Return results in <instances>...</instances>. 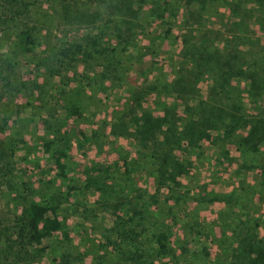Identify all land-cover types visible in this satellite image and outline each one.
Masks as SVG:
<instances>
[{"label": "trees", "instance_id": "16d2710c", "mask_svg": "<svg viewBox=\"0 0 264 264\" xmlns=\"http://www.w3.org/2000/svg\"><path fill=\"white\" fill-rule=\"evenodd\" d=\"M35 1L0 0V37L6 36L19 54L35 55L39 52L42 41L35 24H30ZM53 1L58 5L60 20L72 27L71 34L64 30L63 41L47 44L45 50L55 65L53 74L61 79L63 64L66 71L84 64L108 69L114 62V55L126 49L136 30L134 20L142 10L144 18L151 19L149 22L154 21L161 27L154 36L156 39L170 36L172 20L178 13L184 12V25L190 28L194 40L191 49L182 48L185 51L184 62L173 72L169 81L144 85V96L163 87L165 95L173 94L181 100L180 105L173 108L165 104L161 110L144 108L139 118L130 121L131 127L122 124L121 128L125 126L124 129L115 134L142 146L146 159L150 160L149 167L155 172L156 187L147 203H144V210L124 199L101 201L111 219V224L101 233L104 242L98 243L102 250L98 257L102 262L264 264V216L260 217L259 213L255 215L258 210L264 213V0ZM97 19L105 24V28L99 27L100 35L78 33V27L97 26ZM105 30L111 34L107 40H103ZM10 59L8 54L0 53V83L8 80L6 75L11 66ZM134 63L131 62L129 66ZM117 77L120 78L119 74ZM202 81L208 82L205 93L197 86ZM63 111L67 119L81 118L83 115L75 102L64 105ZM156 111L161 114L155 115ZM44 125L55 137L66 121L54 130V124L47 119H44ZM112 129L115 132L119 130L117 126ZM64 131L75 134L68 127ZM78 132L87 139L84 131L79 129ZM58 141L47 136L40 146L42 152L47 154L46 161L55 174L65 178L67 153ZM201 141L218 151L210 164L212 167L226 162L233 167L230 168L232 177H241L244 169L246 172L257 170L259 183V187L255 183L246 184L248 190L243 198H239L242 193L235 188L222 198L219 234L205 233L207 242L202 247L204 261L196 257L198 251L186 247L185 241L172 238V228L177 223L182 226L180 217L175 220L178 214L177 210L173 214L174 205H169L171 221L165 220L158 211H150L153 210L151 205L157 207L163 194L162 187L170 192L164 197L170 196L172 203L178 205L180 196L171 195L174 194L173 189L176 191L179 187L176 185H180L178 176L186 175L188 168L174 151L197 149L200 154ZM226 144L234 146L235 154L229 157L223 155ZM129 161L130 154L118 155L112 162L87 161L79 170L81 184L77 189L84 194L98 195L101 199L109 191L115 172L128 165ZM186 163L191 164L189 161ZM187 189V192L192 191L191 187ZM215 198H210V202ZM197 199L198 203L204 200ZM187 217L188 212L185 211L184 218ZM18 219L17 234L23 246L39 244L57 234L69 239L68 231L63 228L54 206L42 198H33L24 203ZM184 224L189 222L184 221ZM208 249H212L213 253ZM56 264H72V261L69 257L60 258Z\"/></svg>", "mask_w": 264, "mask_h": 264}, {"label": "rangeland", "instance_id": "374dc122", "mask_svg": "<svg viewBox=\"0 0 264 264\" xmlns=\"http://www.w3.org/2000/svg\"><path fill=\"white\" fill-rule=\"evenodd\" d=\"M57 6L53 0H36L33 5L30 24H35L43 42H40L39 52L35 55L19 54L6 36L0 37V53L11 58L6 75L8 80L0 83V264H56L60 258L67 257L72 264H107L98 257L102 254L98 243L104 242L101 233L111 224L101 201L124 199L144 210V203L156 187L155 172L149 167L150 160L146 159L142 146L115 134L124 129L122 124L131 127L130 121L139 118L144 108L161 110L165 104L177 108L181 103L173 94L165 95L163 87L144 96V85L169 81L184 62L185 51L182 48H192L194 40L190 28L184 25V12L172 20L170 36L156 39L154 36L161 27L144 18L142 10L134 20L136 30L126 49L114 55V62L108 69L84 64L66 71L63 64L61 79L53 74L55 65L45 51L47 44L54 45L64 40V30L71 34L72 27L60 20ZM96 21L97 26L78 27V33L100 35L99 27L105 28V24L101 20ZM109 36L111 34L105 30L103 40ZM111 41L114 42L112 37ZM133 61L136 63L129 66ZM207 83L196 84L205 93ZM69 102L80 106L81 118H66L63 106ZM154 114L161 113L156 111ZM44 119L54 124L53 130L61 122L66 121V125L52 137V131L49 133L44 127ZM114 126L119 130L115 132ZM65 127L74 130L76 135L65 132ZM79 129L84 131L86 140ZM47 136L56 138L59 145L65 147V178L55 174L46 161L47 154L42 152L40 142ZM200 145V154L197 149L174 151L188 168L186 175L178 176L180 185H176L179 187L176 191L173 189L174 194L171 195L180 196L178 205L172 203L170 196L164 197L170 192L162 187L159 203L157 207L151 205L153 210L150 211H158L165 220L171 221L169 205H174L173 214L176 210L178 214L175 220L180 217L182 226L177 223L172 228V238L185 241L186 247L198 251L196 257L203 260L202 247L207 242L205 233L219 234L222 198L234 188L242 193L239 198H243L248 190L246 184L255 183L259 187V183L257 170L246 172L244 169L241 177H232L233 167L226 162L212 167L210 164L218 154L217 149L205 141ZM125 154H130L128 165L115 172L109 191L101 199L98 195L84 194L77 189L81 184L79 170L84 163L112 162L118 155ZM233 154L234 146L226 144L223 155L229 157ZM188 161L191 164L186 163ZM187 187L192 191L187 192ZM213 197L219 198L210 202ZM33 198H42L54 206L69 239L57 234L39 244L22 245L17 234L19 212L22 205ZM197 198L204 200L198 203ZM185 211L188 212L187 218H184ZM261 212L258 210L255 215L264 216ZM184 221L189 224L185 225ZM107 250L110 251L109 247ZM208 250L213 253L212 249Z\"/></svg>", "mask_w": 264, "mask_h": 264}]
</instances>
